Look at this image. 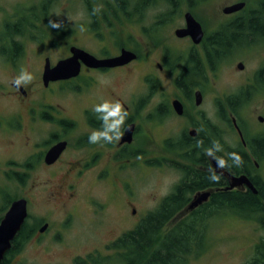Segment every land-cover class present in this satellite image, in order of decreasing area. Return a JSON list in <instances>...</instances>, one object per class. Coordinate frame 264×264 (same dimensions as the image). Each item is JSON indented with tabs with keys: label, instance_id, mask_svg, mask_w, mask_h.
I'll return each mask as SVG.
<instances>
[{
	"label": "flooded vegetation",
	"instance_id": "af4514ba",
	"mask_svg": "<svg viewBox=\"0 0 264 264\" xmlns=\"http://www.w3.org/2000/svg\"><path fill=\"white\" fill-rule=\"evenodd\" d=\"M152 1L159 3L163 0H142L141 7L132 0L128 5L115 7L118 13L112 14V17H108L102 8L98 12L89 8L85 11L87 20L77 27L69 28L68 34L63 33L64 30L59 26L53 31L49 28L43 42L38 43L39 49H44V54H37L34 59L22 56L24 50L12 57L0 55V66L10 70L8 82L0 80V105L3 101L8 104L6 107L0 106V223L14 201L24 199L27 205V215L10 241V247L2 255L0 264H39L42 254L49 258L43 264H62L53 261L55 252L50 248H33L38 246L42 237L52 232L54 223L48 214L33 218L34 214L29 211L35 205H32L30 196L38 188L46 191L47 203L63 211L67 224L77 210V188H85L89 184L108 190L110 201L119 203L123 213L137 218L136 226L162 207L166 210L170 202H173L172 210L167 215L170 223L204 215L212 207L214 194L230 192L216 191L229 184L226 177L215 171L217 155H228L224 148L215 154L216 132L212 122L216 104L219 105L222 120L228 123L239 139L240 147L248 156H254L251 140L244 136V128L235 110L245 107L252 95L254 97L264 92V45L257 41L262 37L233 44L214 56L209 47L210 37L231 28L235 19L243 18V10L223 14L227 19L217 29L207 31L193 10L184 8L186 6L179 5L180 0H176L177 8L181 10L180 25L175 26L172 36H167L165 22V25L157 22L154 27L143 25L146 14L143 11ZM198 1L191 2L198 4ZM187 12L202 27L203 36L199 42H195L190 35H175L176 30L185 28L184 15ZM53 24L57 25V22L50 23ZM82 27L87 31L77 33ZM135 28L140 31L139 37L144 45L143 57L132 47L134 35L131 31ZM61 38L66 40L61 42ZM76 38L95 41L97 49L77 44ZM54 44L58 47H54ZM51 46L55 52H59L58 55L45 54V50ZM240 47L249 48L246 59H242L243 53L233 56ZM72 48H79L98 60L118 57L122 51H131L136 54V58L113 67H96L80 60L77 75L45 81V71L71 57ZM18 56L20 58L17 59ZM136 64L144 69V74L138 79V84H141L137 89L138 84L131 82ZM195 66L201 68L202 75L186 78V72L194 70ZM22 70L30 73L33 80L16 87L13 80ZM223 74L234 76L239 83V90L230 94L225 92L223 98L215 103L214 89ZM119 81L120 89L115 85ZM231 84L230 80L225 83L226 86ZM106 101L119 102L128 113L123 135L113 143H90L88 138L91 133L103 130L100 114L94 112V108ZM257 122L264 126V121L257 118ZM198 135L201 143L204 142L202 146L187 140H194ZM209 150L212 155L208 154ZM151 156L161 157L156 164L169 169L161 173L171 172L169 164L173 163L174 157L181 158L184 164L178 161L175 164L174 170L179 172L180 180L161 197L158 206L143 210L135 207L137 194L125 197L124 190L129 188L127 183H140L138 180L143 178L142 174L133 173L135 157L151 166ZM254 164L257 165L256 162ZM222 167L228 170L224 163ZM40 172L45 173L43 181L39 179ZM195 172L208 175L209 183L193 187L192 181L187 178ZM214 175L222 178V182L215 184L211 178ZM237 190L244 193L249 189L240 187ZM178 191H181L179 195ZM202 192L211 194L206 201L190 209L194 197ZM85 199L93 215L106 213L108 207L100 199L93 195H87ZM261 202L264 204L263 200ZM106 249L117 253L118 257L126 253L125 248L108 246ZM110 257L114 258V255ZM103 262V257L94 249L88 254H71L69 264Z\"/></svg>",
	"mask_w": 264,
	"mask_h": 264
},
{
	"label": "rangeland",
	"instance_id": "374dc122",
	"mask_svg": "<svg viewBox=\"0 0 264 264\" xmlns=\"http://www.w3.org/2000/svg\"><path fill=\"white\" fill-rule=\"evenodd\" d=\"M239 1L246 3L245 9L242 11L243 16L258 10L261 2V0H199L198 4H195L194 2L188 3L187 0H180L178 4L193 10L195 15L203 22L207 31H211L217 29L218 25L224 22V19H227L221 9L226 5ZM172 2L173 4L168 3L166 0L159 1V3L152 1L147 10L143 11V13L146 11L143 25L154 27L157 22L160 25L165 22L166 26L164 27H166L167 36H172L175 26H179L181 20V10L177 8V1ZM118 5L120 4L117 0H0V55L4 54L12 57L15 54L19 55L24 50L22 56L26 55L28 58L34 59L37 54H44V49H39L38 43L43 42V39L49 33L47 31L49 28L52 31L55 29L50 23L57 22L59 28L64 30L63 33L68 34L69 28L77 27L87 20L85 11L89 8L94 12H98L102 8L108 17H112V14L118 13L115 8ZM138 7H141V5H138ZM117 26L121 25L117 24ZM128 30L130 31L129 28ZM85 31L87 30L82 27L78 29L77 33H85ZM161 32H163V29ZM131 33L134 35L132 47L143 57L144 45L139 37L140 31L135 28ZM59 40L64 42L66 39L61 38ZM30 41L34 43L30 45ZM257 41L262 42L264 45L263 37L257 39ZM75 42L87 45L94 50L97 49L95 41L90 39L76 38ZM54 47L58 46L54 44ZM54 47L51 46L46 49L45 54L58 55L59 52H55ZM62 47L64 48V46ZM244 49L245 47L236 49L233 56L243 53L242 59H246L245 55L249 52V48ZM262 54V62L264 63V51ZM143 74L144 69H142V66L136 64L132 72L131 82L135 85L138 84V79ZM9 77L10 70L0 66V80L8 82ZM227 80H230L232 84L226 86ZM140 84L136 86V89ZM115 85L119 89L121 88L120 81L116 82ZM238 88L239 83H237L234 76L223 74L214 89L216 96L214 102L217 103L219 99L223 98L225 92L230 94L232 91L239 90ZM6 105L8 104L3 101L0 106L6 107ZM236 111L246 138L248 137L251 142L264 138V126H260L256 120L258 115L264 116V92L258 93L254 97L252 95V99L246 106ZM222 118V115H219V105L216 104L215 117L211 122L214 124V130L219 137L216 144L217 148H223L222 143L226 146L230 144L232 147H238L239 139ZM261 154L258 157L251 156L252 164L256 161L258 166L253 165L249 170L250 175L264 187V153ZM137 159L139 160V157H135L133 173L135 175L136 172L137 175L138 172L139 175H143V178L138 180L140 183H127L129 188L124 190L126 192L125 197L137 194L136 197L134 195L136 208L143 210L145 208L146 210L156 208L161 197L180 180L179 172L174 170V166L178 162L184 164V161L179 157H174L173 163L169 164L171 172L161 173L166 170L169 171L167 167L156 164L161 157H149V159H152L151 166L145 165L142 160L137 162ZM39 175V179L43 181L45 173L40 172ZM77 189V199L75 201L77 210H75L76 212L68 221V224L64 219L65 214L63 211L46 202L45 190L38 188L35 190L34 195L30 196L32 205L33 203L36 205L29 208V211L34 214L33 218H40V216L48 214V217L52 221L54 220L52 232H56L53 234L50 231L48 235L40 239L38 246L33 248H50L55 252L52 257H54L53 261H56V263L69 264L71 254L78 252L88 254L96 249L99 256L103 257V261L114 255L115 261H117L115 263L122 264L121 257L106 248L122 233L134 228L137 225V221H135L137 218L132 217L133 220L130 215L119 209V203L110 201L108 190L94 184H89L85 188L79 186ZM87 195H93L104 202L108 207L106 213L99 216L93 215L92 210L85 201ZM229 210V208H226L217 213L213 211L215 215L213 214L205 220L201 219V221L204 220L199 228L202 237L199 238L198 245L193 248V251L183 259L182 264H244L254 256L255 248L264 243L262 215L242 214L243 212L232 213ZM181 222L179 220L168 223L163 226L162 233L168 234ZM201 232L198 231L199 237ZM48 260V256L42 254L39 258V264H43Z\"/></svg>",
	"mask_w": 264,
	"mask_h": 264
},
{
	"label": "trees",
	"instance_id": "16d2710c",
	"mask_svg": "<svg viewBox=\"0 0 264 264\" xmlns=\"http://www.w3.org/2000/svg\"><path fill=\"white\" fill-rule=\"evenodd\" d=\"M121 6L128 5L132 0H117ZM168 3L173 4L174 0H166ZM192 0H187L190 3ZM136 6L142 4V0H133ZM261 36L264 38V0L259 3L258 10L250 14H245L243 18H237L233 21L231 28L225 30V32L213 34L210 37V51L211 54L216 56L219 53L224 52L233 44H239L249 38ZM193 71V72H192ZM201 68L195 66L194 70L186 72V78H198L202 75ZM198 146L204 144L201 143V139L198 137L194 140L188 139ZM219 141L217 133H215V150L217 152L221 149H226L227 156L217 155L218 159L224 162L226 168L234 174H247L254 185L258 189V194H253L250 190L246 192L230 191L219 192L212 196L211 209L207 210L203 214L196 215L193 218L184 220L179 223L168 234H164L163 226H165L169 220L167 215L172 210L173 202H170L166 206V210L162 207L155 214L148 215V217L142 221L133 230L122 234L115 242L111 244V248H125L126 253L121 256L122 264H182L183 259L187 257L198 245L199 238L202 237V232L199 229L205 219H208L214 213L223 209H230L232 213L243 212L242 214H261L262 215V227L264 228V187L259 181L250 175L249 168L253 167L251 157L246 154L243 148L226 146L222 143L223 148H217L216 144ZM253 154L255 157L264 153V138L255 140L250 143ZM240 158L241 163H236V157ZM202 158V157H201ZM217 179H213L215 184L221 183L222 178L214 175ZM188 181H192L193 187L202 186L208 184L210 177L200 172L192 173L188 176ZM181 191H178L179 195ZM171 208V209H170ZM170 210V211H169ZM214 211V213H213ZM208 215V216H207ZM215 215V214H214ZM246 216V215H245ZM201 219H204L201 221ZM200 233V237L198 234ZM201 240V239H200ZM12 246V244H11ZM254 256L244 264H264V243L255 248ZM119 259V258H118ZM112 261L104 262L103 264H116L115 259Z\"/></svg>",
	"mask_w": 264,
	"mask_h": 264
},
{
	"label": "water",
	"instance_id": "95a60500",
	"mask_svg": "<svg viewBox=\"0 0 264 264\" xmlns=\"http://www.w3.org/2000/svg\"><path fill=\"white\" fill-rule=\"evenodd\" d=\"M244 5V2L235 3L233 5L225 7L223 9V12L227 14L236 12L241 10ZM185 21L186 27L183 29L176 30L175 34L180 37L190 35L195 42H199L203 36L200 24L192 17L190 13L185 14ZM71 52V57L59 61L56 66H54L52 69L45 71V81L66 79L70 76L78 74L80 69V60L96 67H113L122 65L136 58V55L131 51H122L120 56L106 60H98L79 48H72ZM258 119L263 121L262 117H259ZM127 132L131 133L130 130H128ZM215 171L226 177L228 180L229 184L223 188L224 191L246 186L251 189L253 193H257L256 188L254 187L247 175L242 174L239 176H234L227 172L224 168H222L217 161H215ZM210 194V192H202L197 194L190 203L189 208L193 209L201 202L206 201ZM25 217L26 201L23 199L15 201L9 211L6 213L5 217L3 218L2 223L0 224V259L5 253V251L10 247V241L14 238L15 234L20 229Z\"/></svg>",
	"mask_w": 264,
	"mask_h": 264
},
{
	"label": "clouds",
	"instance_id": "9594fccd",
	"mask_svg": "<svg viewBox=\"0 0 264 264\" xmlns=\"http://www.w3.org/2000/svg\"><path fill=\"white\" fill-rule=\"evenodd\" d=\"M52 27H58V25L53 24ZM33 76L25 70L21 71V74L13 80V84L16 87L21 85H26L31 83ZM94 112L100 114L99 118L102 120L101 131H93L89 136V142L96 144L100 142L113 143L121 139L123 135V127L128 113L124 111L122 105L119 102L110 103L104 102L103 104L97 105L94 108ZM212 155L211 150L208 152ZM223 161H220L221 166H223ZM236 163H241L240 158L236 157ZM212 179H217V177L212 176Z\"/></svg>",
	"mask_w": 264,
	"mask_h": 264
}]
</instances>
